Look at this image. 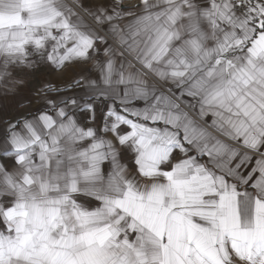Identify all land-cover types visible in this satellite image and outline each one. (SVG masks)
Segmentation results:
<instances>
[{"label": "snow or ice", "instance_id": "6c2138e0", "mask_svg": "<svg viewBox=\"0 0 264 264\" xmlns=\"http://www.w3.org/2000/svg\"><path fill=\"white\" fill-rule=\"evenodd\" d=\"M73 4L0 0V98L75 71L0 118V264H264V0Z\"/></svg>", "mask_w": 264, "mask_h": 264}, {"label": "crops", "instance_id": "0c3cea01", "mask_svg": "<svg viewBox=\"0 0 264 264\" xmlns=\"http://www.w3.org/2000/svg\"><path fill=\"white\" fill-rule=\"evenodd\" d=\"M64 2L69 7H72L74 11L79 12V9L74 6L73 0H64ZM85 2H87V0H85ZM131 3H135V0H131ZM79 14L85 19L87 23L90 25L92 24L90 18H88L83 12H79ZM18 75L23 76L27 82L22 86V92L20 96L16 97L15 99L0 98V118L5 117L6 113H10L12 116L18 115L29 106L27 103H25V108H21L17 101H31L32 105L38 106L36 95V89L38 87H41L43 83H50L54 88L65 87L71 76L75 75V71H71L66 75H62L60 72L53 70L49 66H41L35 71L29 70L28 73L21 72L18 73ZM51 94L55 95V93ZM181 106L183 107V105Z\"/></svg>", "mask_w": 264, "mask_h": 264}]
</instances>
